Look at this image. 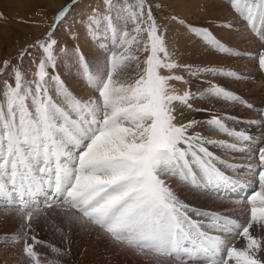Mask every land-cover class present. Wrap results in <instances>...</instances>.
Here are the masks:
<instances>
[{
  "label": "snow or ice",
  "instance_id": "snow-or-ice-1",
  "mask_svg": "<svg viewBox=\"0 0 264 264\" xmlns=\"http://www.w3.org/2000/svg\"><path fill=\"white\" fill-rule=\"evenodd\" d=\"M82 2L69 0L51 16L37 5L39 21L18 17L45 29L30 42L0 36L16 47L0 58V224L15 225L0 231L4 264L8 255L15 264H69L83 243L103 245L125 264H264V107L248 121L262 131L244 160L212 148L249 153L255 138L247 129H232L219 115H193L207 111L196 106L205 98L253 109L209 78L254 77L180 64L168 35L175 24L217 53L250 57L264 72V0H226L239 23L220 25L254 40L256 51L227 46L177 11L195 5L210 12L216 0H101L77 21ZM70 20L98 43L108 38L103 55L85 57L75 46V84L61 77L55 54L60 30L78 38ZM194 80L207 87L193 91ZM184 189L216 198L248 191L232 205L240 213L234 218L195 207L182 199Z\"/></svg>",
  "mask_w": 264,
  "mask_h": 264
},
{
  "label": "rangeland",
  "instance_id": "rangeland-1",
  "mask_svg": "<svg viewBox=\"0 0 264 264\" xmlns=\"http://www.w3.org/2000/svg\"><path fill=\"white\" fill-rule=\"evenodd\" d=\"M68 2L69 0H0V12L8 18L6 22L0 20V36L19 37L21 44L26 40L30 42L32 38L39 36L45 29L35 24L25 25L18 23V17L39 21L40 18L33 15L35 11L39 10L37 5H47L49 16H51L52 9L58 8ZM155 2H159V0H155ZM216 3L217 6L210 12L205 11L202 6L196 7L195 5L187 11L183 9H177V11L185 15L189 23L208 27L216 38L220 39L221 42L225 43L227 46L238 48L239 50L256 51V43L254 40L244 39L237 30H230L220 26L227 22L239 23V21L233 19V13L230 11L226 0H216ZM86 6H102V2L101 0H83L81 7L75 10V19L77 21L80 20L81 11ZM154 15L160 18L163 14L158 10H154ZM69 22L72 24L71 31L73 33H78V38H71L65 30H60L57 33L60 44L55 54L57 56V71L59 74L69 84H75V77L77 76L76 61L73 55L75 46L79 47L80 52L83 53L85 57H90L92 53L103 55L100 43H108V38L106 36L98 43L94 37H90L87 34L83 24L73 23L71 20ZM165 23L169 22L165 21ZM170 28L171 31L168 35L174 40L178 48V61L180 64H189L193 66L212 65L223 67L225 70L233 69L247 76L254 77L253 80L242 82L220 76L209 78L212 82L218 83L243 96L249 103L254 105L253 109H248L243 105L223 100H208L205 98L197 101L196 106L207 109V111L193 114L201 121L208 119L210 116L219 115L226 118V123L230 128L237 131L247 129L255 138L250 146L249 153L241 155L239 153H232L225 148H212L217 155L224 159L244 160L247 155H250L251 151L257 149L259 146L257 142L261 139L260 132L262 129L258 125H250L248 121L255 119L259 109L264 107V72L259 69L258 62L250 57L227 56L222 53H217L215 50L209 49L201 39L187 33L182 27L170 24ZM60 48H64L66 51L62 52L59 50ZM15 51L16 47L13 46L11 39L0 41V58L6 57ZM33 56L38 59L39 52L34 51ZM26 64H31V60H27ZM178 87L183 88L184 86L178 83ZM205 87H207L206 83L193 81V91L197 88L203 89ZM231 117H238L239 119L234 121ZM205 127L207 128V126ZM208 131H211V129H208ZM213 138L224 140L231 139L224 133H217ZM238 196L235 202L241 199L240 193ZM181 197L204 211L231 214L234 218L240 215L239 209L232 207V205L238 203L229 205L220 204L219 200L225 201L223 198L219 199L215 196L202 192L197 193L188 189H184L181 192ZM14 227L15 225L13 223L0 224V231H12ZM41 238L48 240L51 239V236L47 233H41ZM237 244L240 246L241 242L237 241ZM84 247L88 249L87 254L80 255ZM73 252V260L69 261V264H125L123 259H116L111 256L109 250H106L103 245H96L95 243L81 244L79 248H74ZM5 255L6 253H4L2 247H0V264H4ZM8 264H15L14 257L11 255H8ZM127 264H133V262L129 260Z\"/></svg>",
  "mask_w": 264,
  "mask_h": 264
},
{
  "label": "bare ground",
  "instance_id": "bare-ground-1",
  "mask_svg": "<svg viewBox=\"0 0 264 264\" xmlns=\"http://www.w3.org/2000/svg\"><path fill=\"white\" fill-rule=\"evenodd\" d=\"M68 1V0H67ZM185 193V192H184ZM234 193V192H233ZM228 198H224L223 200H225V201H221V200H219L220 201V204L221 203H223V204H227V205H229V204H235V203H240L241 202V199L240 200H238V202H235V199L234 198H232L233 196H230V195H228L227 196ZM213 204V203H212ZM219 204V205H220ZM220 206H223V205H220ZM219 209V208H218ZM225 210V209H224ZM226 214V213H225ZM233 216V215H232ZM84 244V243H83ZM97 245V244H96Z\"/></svg>",
  "mask_w": 264,
  "mask_h": 264
}]
</instances>
